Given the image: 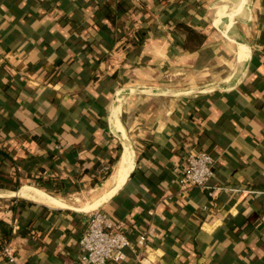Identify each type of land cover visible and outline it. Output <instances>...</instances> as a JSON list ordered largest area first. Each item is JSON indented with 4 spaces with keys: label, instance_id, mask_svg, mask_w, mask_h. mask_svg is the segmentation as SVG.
<instances>
[{
    "label": "crops",
    "instance_id": "crops-1",
    "mask_svg": "<svg viewBox=\"0 0 264 264\" xmlns=\"http://www.w3.org/2000/svg\"><path fill=\"white\" fill-rule=\"evenodd\" d=\"M191 146L212 195L179 190ZM0 165L17 262L73 263L98 208L158 234L124 264H264V0H0Z\"/></svg>",
    "mask_w": 264,
    "mask_h": 264
},
{
    "label": "built area",
    "instance_id": "built-area-1",
    "mask_svg": "<svg viewBox=\"0 0 264 264\" xmlns=\"http://www.w3.org/2000/svg\"><path fill=\"white\" fill-rule=\"evenodd\" d=\"M129 1L137 4L141 0ZM183 157L184 165L178 178L180 192L199 187L212 195L214 188L209 181L214 173L213 155L207 150L191 146L185 149ZM83 222L84 228L77 240L78 255L71 264H124L126 249L141 250L146 247L149 236L158 235L148 226L142 230L136 228L132 238L120 220L112 221L106 211L98 208L85 210ZM0 257L13 264H28L16 261L13 247L8 243L1 246Z\"/></svg>",
    "mask_w": 264,
    "mask_h": 264
},
{
    "label": "bare ground",
    "instance_id": "bare-ground-1",
    "mask_svg": "<svg viewBox=\"0 0 264 264\" xmlns=\"http://www.w3.org/2000/svg\"><path fill=\"white\" fill-rule=\"evenodd\" d=\"M126 157H127L126 153L124 152V157L121 159V161L118 164L115 172L110 176V182L113 184V189H115L117 187V185L125 178V176L127 174L128 164H127ZM111 189H112V187H111ZM113 189H112V191H113ZM108 193L110 194V192H108ZM19 195H21L22 197H25V198L35 200L37 202L41 201V202H45V203H58V201L55 198H53L52 196L44 193L43 191H41L37 188H33L30 186H22L19 190ZM107 196L108 195H105L104 197H107Z\"/></svg>",
    "mask_w": 264,
    "mask_h": 264
},
{
    "label": "trees",
    "instance_id": "trees-1",
    "mask_svg": "<svg viewBox=\"0 0 264 264\" xmlns=\"http://www.w3.org/2000/svg\"><path fill=\"white\" fill-rule=\"evenodd\" d=\"M128 2H130L128 0ZM117 159V155L115 157L111 158L109 160L110 164H113L115 160ZM1 167V165H0ZM107 173H109V170H107ZM19 180L15 174H7L4 173L3 171H0V186L10 188V189H17L19 187ZM36 185V184H35ZM30 204V202H23V206ZM0 231L4 233V236L7 237L10 234V228L8 227L7 223L3 221L2 219L0 220Z\"/></svg>",
    "mask_w": 264,
    "mask_h": 264
},
{
    "label": "rangeland",
    "instance_id": "rangeland-1",
    "mask_svg": "<svg viewBox=\"0 0 264 264\" xmlns=\"http://www.w3.org/2000/svg\"><path fill=\"white\" fill-rule=\"evenodd\" d=\"M221 3H223V2H221ZM220 3V4H221ZM218 4V3H217ZM219 9V8H218ZM219 12V11H218ZM225 12V11H224ZM224 12H219V14H222V13H224ZM230 46V45H229ZM232 47L230 46V48L228 49V50H230ZM225 50H227V48H224V49H222L221 51H220V53H222V52H224ZM229 59V61H231V64L233 63L234 64V62H235V56H234V53H233V50L232 51H228V53L227 54H225ZM230 63H228V65L227 66H225L224 67V73L226 74V73H228L230 70H229V68H230V65H229ZM233 64H232V67H233ZM42 191V190H41ZM66 197H67V201H69V202H72V203H74V204H76V205H81L83 202H84V197L82 196V194H80V193H76V192H74L73 194H68V196L66 195ZM78 198V199H77ZM91 210V209H90Z\"/></svg>",
    "mask_w": 264,
    "mask_h": 264
}]
</instances>
